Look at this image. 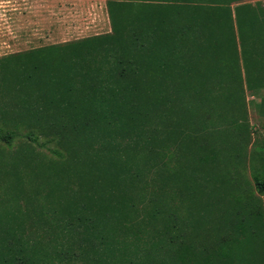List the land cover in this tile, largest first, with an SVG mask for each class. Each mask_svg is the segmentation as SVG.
<instances>
[{"label":"trees","instance_id":"trees-1","mask_svg":"<svg viewBox=\"0 0 264 264\" xmlns=\"http://www.w3.org/2000/svg\"><path fill=\"white\" fill-rule=\"evenodd\" d=\"M246 1L106 0L110 33L0 58L4 125L12 115L32 142L57 128L55 154L81 129L101 134L84 171L51 163L39 185L10 188L0 264H264V179L237 199L236 173L219 174L228 156L243 163L245 93L264 90V5ZM224 78L227 112L211 91ZM209 183L225 189L212 208Z\"/></svg>","mask_w":264,"mask_h":264},{"label":"rangeland","instance_id":"rangeland-1","mask_svg":"<svg viewBox=\"0 0 264 264\" xmlns=\"http://www.w3.org/2000/svg\"><path fill=\"white\" fill-rule=\"evenodd\" d=\"M246 2L255 7L258 4L264 5V0H248ZM110 32L111 24L106 0H0V58ZM211 91L219 99L215 108L218 107L219 111L227 112L229 105L228 80L226 78L218 79L214 86H211ZM10 94L0 88L1 121L5 116V113L2 112L6 108L4 106L11 107L12 105L10 96L14 95ZM245 95L250 126L247 123H243V126H246L247 131L250 129L252 133L251 145L253 147L244 150L241 155L243 163H238V159L231 160L229 156L222 162L220 161V163L225 162L226 164L223 167L221 164L219 173L221 177L229 173H236V186L228 188L226 191L230 192L232 196L235 193L237 199L240 198L242 190L255 196L258 195L257 188L252 183L258 173H260L258 177L264 179V171H255L254 165L256 156L264 157V106L261 105L264 99V90L254 92L246 90ZM2 106L4 108H1ZM6 110L8 111V109ZM6 117L9 122L4 125L0 121V132L17 131V134L9 142L0 140V201L7 198L6 194L10 188L12 191H20L21 182L25 186L33 185L34 182L39 185L40 181L46 178L48 171L46 167L51 163H68V167L73 173L76 169L78 172L84 171L88 165L81 162L84 161L81 155H84L85 152L89 154L93 152V147H98L95 142L99 141L101 136L99 129L92 133L90 129H81L79 136L69 135L66 138L72 143L66 145L69 150L65 149L61 154H55L53 151H62L59 143L52 140L58 137L57 128L47 129L48 134H51L49 136L44 134L45 129H30L35 133L29 135V138L34 141L32 142L27 138L28 130L18 126L19 123L14 121L12 115L9 114ZM112 126L114 125L104 127ZM237 127L238 125L233 126L229 120L219 129L225 133V137H229V133ZM40 145H44L45 148ZM27 146L30 147V150L22 149ZM94 170L92 172H96ZM214 188V184L209 183L202 189L204 196L200 197V201L206 208L217 205L213 199L215 191H219V193L225 191L223 187ZM221 206L223 207V205ZM6 208L10 209L9 206L5 207L0 204V215ZM253 208L257 209L264 218V201L255 199Z\"/></svg>","mask_w":264,"mask_h":264}]
</instances>
